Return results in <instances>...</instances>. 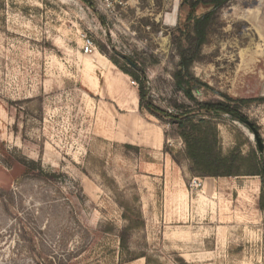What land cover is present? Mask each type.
<instances>
[{
    "label": "rangeland",
    "instance_id": "374dc122",
    "mask_svg": "<svg viewBox=\"0 0 264 264\" xmlns=\"http://www.w3.org/2000/svg\"><path fill=\"white\" fill-rule=\"evenodd\" d=\"M120 1L103 11L94 0H0V264H119L118 254L134 258L123 264H264L259 176L191 174L167 116L197 109L173 77L190 0ZM205 31L189 70L212 91L191 93L251 99L240 110L255 134L212 118L223 153H257L264 0H228ZM122 68L144 80L158 116ZM126 205L143 225L122 250Z\"/></svg>",
    "mask_w": 264,
    "mask_h": 264
},
{
    "label": "trees",
    "instance_id": "16d2710c",
    "mask_svg": "<svg viewBox=\"0 0 264 264\" xmlns=\"http://www.w3.org/2000/svg\"><path fill=\"white\" fill-rule=\"evenodd\" d=\"M227 1L190 0L184 21L185 28L182 30L186 45L179 49L178 68L173 77L177 86L184 88L185 94L195 103L197 109L196 111L190 110L185 113L169 114L167 116L172 118V122L176 125L177 134L184 144L183 154L188 161V171L191 174L202 177L258 175L264 191V148L258 149L257 153L250 150L245 155L241 153L238 147L223 153L217 123L215 118H212L213 115L228 114L246 124L245 122L249 120L241 112L240 104H248L251 99H233L226 94L216 92L221 99L197 101L191 93L193 87H203L212 91L210 86L191 75L189 68L205 41V28L213 10ZM209 7L210 10L207 12L197 14V10ZM122 70L135 78L138 83L139 106L158 116L156 107L145 101L144 80L140 79L130 69L122 68ZM252 127L254 128V125L251 123L249 129L252 130ZM261 197L264 200V195H261ZM123 208L125 211L122 213V218L127 222V226L124 227L119 236L122 250L126 248L128 232L143 225L140 211H133L128 205ZM118 255L119 264L134 259H123L120 254Z\"/></svg>",
    "mask_w": 264,
    "mask_h": 264
},
{
    "label": "built area",
    "instance_id": "2783aa9c",
    "mask_svg": "<svg viewBox=\"0 0 264 264\" xmlns=\"http://www.w3.org/2000/svg\"><path fill=\"white\" fill-rule=\"evenodd\" d=\"M97 7L103 11L112 10L116 3H120V0H94ZM92 40L86 36L83 37V53H91L92 51Z\"/></svg>",
    "mask_w": 264,
    "mask_h": 264
},
{
    "label": "bare ground",
    "instance_id": "6f19581e",
    "mask_svg": "<svg viewBox=\"0 0 264 264\" xmlns=\"http://www.w3.org/2000/svg\"><path fill=\"white\" fill-rule=\"evenodd\" d=\"M176 9H177V4L175 3L172 12L170 14H168V16H169L168 18H169L171 24L173 22H175V19H176Z\"/></svg>",
    "mask_w": 264,
    "mask_h": 264
},
{
    "label": "water",
    "instance_id": "95a60500",
    "mask_svg": "<svg viewBox=\"0 0 264 264\" xmlns=\"http://www.w3.org/2000/svg\"><path fill=\"white\" fill-rule=\"evenodd\" d=\"M131 65H133V63H131ZM133 66H134V65H133ZM245 123H246L249 127H251V123H250L249 121H246ZM252 131H253L254 134H255V130H254L253 127H252ZM256 142H257L258 148H259V149H262V148H263V145H262V143H261V141H260L259 138H256Z\"/></svg>",
    "mask_w": 264,
    "mask_h": 264
}]
</instances>
